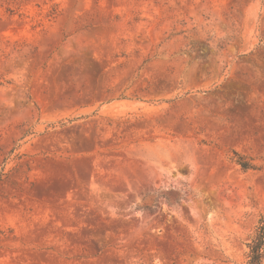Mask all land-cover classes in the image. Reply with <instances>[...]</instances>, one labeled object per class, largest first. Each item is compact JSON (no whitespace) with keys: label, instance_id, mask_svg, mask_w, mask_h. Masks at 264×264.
Instances as JSON below:
<instances>
[{"label":"rangeland","instance_id":"obj_1","mask_svg":"<svg viewBox=\"0 0 264 264\" xmlns=\"http://www.w3.org/2000/svg\"><path fill=\"white\" fill-rule=\"evenodd\" d=\"M262 216L264 0H0V264H243Z\"/></svg>","mask_w":264,"mask_h":264},{"label":"trees","instance_id":"obj_2","mask_svg":"<svg viewBox=\"0 0 264 264\" xmlns=\"http://www.w3.org/2000/svg\"><path fill=\"white\" fill-rule=\"evenodd\" d=\"M243 167L248 169L247 166ZM247 248V257L243 264H264V216L247 243Z\"/></svg>","mask_w":264,"mask_h":264}]
</instances>
